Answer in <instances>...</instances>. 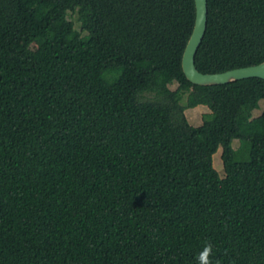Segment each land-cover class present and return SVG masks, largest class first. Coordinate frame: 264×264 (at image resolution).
<instances>
[{
    "label": "trees",
    "instance_id": "obj_1",
    "mask_svg": "<svg viewBox=\"0 0 264 264\" xmlns=\"http://www.w3.org/2000/svg\"><path fill=\"white\" fill-rule=\"evenodd\" d=\"M208 2L197 67L263 62L264 0ZM195 20V0H0V264H198L208 243L264 264V78L190 81Z\"/></svg>",
    "mask_w": 264,
    "mask_h": 264
},
{
    "label": "water",
    "instance_id": "obj_2",
    "mask_svg": "<svg viewBox=\"0 0 264 264\" xmlns=\"http://www.w3.org/2000/svg\"><path fill=\"white\" fill-rule=\"evenodd\" d=\"M195 2V25L182 59L183 70L187 78L193 83L201 85L226 84L250 77L264 78V61L258 64L236 67L220 72H203L197 67L196 54L208 27L209 2L208 0H195Z\"/></svg>",
    "mask_w": 264,
    "mask_h": 264
},
{
    "label": "rangeland",
    "instance_id": "obj_3",
    "mask_svg": "<svg viewBox=\"0 0 264 264\" xmlns=\"http://www.w3.org/2000/svg\"><path fill=\"white\" fill-rule=\"evenodd\" d=\"M33 49H37L38 45L36 42H34L31 46ZM177 86V84H173L172 87L175 88ZM188 96L185 97L184 102H188ZM210 109L208 106L206 105H198L195 107H188L186 109V114L188 116L189 121L193 124V125H201L203 123V116L205 113L209 112ZM256 114L261 113L260 109L255 110ZM238 141H236V146L238 145ZM222 152L223 149L222 147L219 148V150L215 153L214 155V165L215 167L218 169V171L220 172L221 175L225 174V168H224V162H223V158H222Z\"/></svg>",
    "mask_w": 264,
    "mask_h": 264
},
{
    "label": "clouds",
    "instance_id": "obj_4",
    "mask_svg": "<svg viewBox=\"0 0 264 264\" xmlns=\"http://www.w3.org/2000/svg\"><path fill=\"white\" fill-rule=\"evenodd\" d=\"M213 249L211 243L206 244L197 256L198 264H213L211 259Z\"/></svg>",
    "mask_w": 264,
    "mask_h": 264
}]
</instances>
